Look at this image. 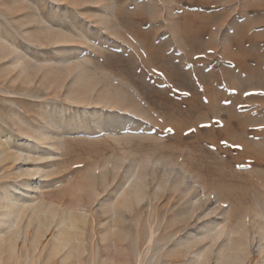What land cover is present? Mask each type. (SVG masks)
<instances>
[{
	"label": "rangeland",
	"instance_id": "1",
	"mask_svg": "<svg viewBox=\"0 0 264 264\" xmlns=\"http://www.w3.org/2000/svg\"><path fill=\"white\" fill-rule=\"evenodd\" d=\"M130 174L131 204L104 212ZM0 196L28 209L21 264L25 231L47 221V264L69 212L87 248L73 264H90L93 228L96 264H136L150 223L168 250L224 222L247 240L242 264L263 263L264 0H0ZM110 227L126 238L104 240ZM227 237L200 244L209 264ZM164 253L143 264L191 258Z\"/></svg>",
	"mask_w": 264,
	"mask_h": 264
},
{
	"label": "bare ground",
	"instance_id": "2",
	"mask_svg": "<svg viewBox=\"0 0 264 264\" xmlns=\"http://www.w3.org/2000/svg\"><path fill=\"white\" fill-rule=\"evenodd\" d=\"M42 135H44V134H42ZM133 174L128 175L127 178L125 179L123 186H121V192H120L119 197H122L121 198L122 200L119 202L117 201L118 204H115L116 202L113 200V201H109L107 204L103 205L104 206L103 207L104 212L113 211L116 213L121 208H124V209L128 208V203H130L129 198H128L129 191H130L129 189L132 188L130 181L134 176ZM79 185H82V184H79ZM73 186L76 187L78 185L74 184ZM82 188H84V187H82ZM142 196H143V194L139 191L136 194V199L139 200L142 198ZM7 198L8 197H6L4 199L7 202H3V197L0 196V208L2 209V211L0 210V215L3 216L4 218H6V220L5 219L4 220L8 223V224L6 223L7 227H9L11 229H10V234L7 236L5 235V233L4 234L0 233V261L2 262L3 257L5 256V255L3 256V254L7 253L8 258H12L16 264H21L20 263L21 254L19 253L20 247H16L17 229H18L20 222L22 221L23 215L27 212L28 209L25 206H23V204L22 205L16 204V203L12 202V200H10L9 198L7 199ZM35 208L36 207H34V209ZM48 208L50 209L52 207H47V210H48ZM39 209L43 211L42 207L38 208V211H39ZM36 210H32V214L29 213V218L26 222L27 228L29 226H31V222L35 218L34 214H35ZM54 210L55 209L52 208L48 211L50 216H52L51 219L53 218V215L55 216L57 214V211L55 213ZM38 211H37V213H38ZM233 211H232V215H234ZM227 215H228L227 218L229 219L231 217L230 212H227ZM37 216H38V214L36 215V217ZM48 217H49V215H48ZM78 219L79 218H77L75 215H72V214L70 215V212H69L68 217L64 216V218H61L59 220V222H60V224H62V226H60L58 228V231L54 235L53 241L51 242L50 247L48 249L49 250L48 260H47L48 262L50 261V259H52L56 263L57 262L56 256L64 248H68L67 253L65 254L62 261H63V264H73L72 262H69L68 260L74 255L79 256L80 254H82L87 249L86 245H84L82 243V240H80L76 244H72V240H73L74 236H73L72 232L70 231V228H72L78 222ZM46 220H48V219H46ZM93 220L95 221V218H93ZM114 220L116 222L118 221V223L119 222L121 223L122 221H124V219L121 215H118ZM44 221L39 222V224L35 230V233L33 235H31L29 231H25V233H24V243H25V247H26L25 252H24V256L22 258L24 264H38V263H36V261H37V258H40V257H38L39 254H37L35 252L37 250H40L39 249L40 245H41L40 239L44 236L46 227L48 225L46 223L47 221H45V222ZM49 221H51V220L49 219ZM172 221L174 222V220H172ZM173 222H170V223L172 224ZM170 223H169V225H170ZM228 225H230V224L227 222L226 223L225 222L224 223H216V224H214V226L211 229L205 228L203 231V234L200 236H194V237L188 236L185 239L177 240L175 242V245L173 246V248L167 250L165 248L166 239L165 238L163 240L160 239L161 238L160 237V235H161L160 234L161 223H150L149 228H148V234H147V236L143 242V248L137 254L136 264H143L144 259L147 258V256H149V255H151V257L152 256L154 257V256H157L158 254H162L164 252H165L164 254L167 257L178 256L180 254H189V255H191V258L189 259L188 264H209V260H210L209 255H210V252L212 251L211 247L213 246V242H215L218 238H220V236H222L224 234H226L228 236L227 241H226V243H224L220 247V251L218 253L215 264H242L244 258L246 257V252H247V242L246 241L247 240L242 235V233H238V231L235 230L236 229L235 227H234L235 229H233L231 227L229 228ZM167 227H168V223H166V221H165V224H163V228L167 229ZM112 234H115V233L110 227L105 232L103 239L104 240L110 239V236ZM232 234H234V235L240 234V235L237 236L236 238H233V237H231ZM115 235H117L120 239L126 238L125 232L119 231V233H116ZM96 237H97V232H96L95 228H93L92 236L90 238V245H91V250H92V252L90 254V260H89L90 264H96L95 250L98 247L96 245ZM207 238L211 239L212 246L210 244L200 245ZM261 239L264 240V234L261 235ZM159 241H163V243L160 244ZM115 245H116V243H115ZM263 251H264V246H261L259 248V254L263 253ZM13 260H10V261H13ZM62 261L60 260V262H62ZM4 262H6V261H4ZM48 262H47V264H48ZM45 263H46V261H45ZM84 263H85L84 261H81L80 259L77 258V261L74 264H84ZM6 264H7V262H6ZM100 264H113V263H111V262L109 263V262L104 261V262H101ZM260 264H264V262L260 263Z\"/></svg>",
	"mask_w": 264,
	"mask_h": 264
}]
</instances>
